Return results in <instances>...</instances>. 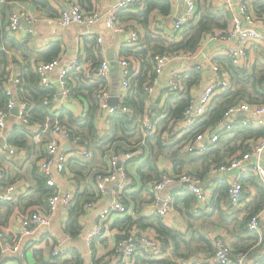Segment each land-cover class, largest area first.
Wrapping results in <instances>:
<instances>
[{"label": "crops", "instance_id": "0c3cea01", "mask_svg": "<svg viewBox=\"0 0 264 264\" xmlns=\"http://www.w3.org/2000/svg\"><path fill=\"white\" fill-rule=\"evenodd\" d=\"M76 1L77 0H49L52 9L57 16L68 9V7ZM117 1L119 0H98V5L112 6ZM256 1L258 0H253V3ZM197 3L202 7L206 5V3L212 4L211 0H197ZM175 4V15L172 14L171 16H167L172 18L173 25L175 22L174 19L179 13V0H175ZM6 5H8L7 7L9 8L7 11L8 16L17 11H23L34 17L33 21H27L23 19L27 23L32 24V27L27 28L23 25L22 29L16 33L11 32V35L15 37V40L18 44L24 43V49H11V47L9 48L10 43L8 41H6L7 45L4 44L8 50L9 56L13 58V62L9 66V71L12 74L13 80V82H10V87L13 89V91H15L17 88V80L22 75L24 68H26L30 62L32 65H36L35 63L39 60L38 56L48 50L54 43L60 42L62 48L59 58L60 64L51 73V79L55 85L61 70L63 68H67L73 59L76 58V56L83 57L86 52V45H91L92 39H95L99 46L100 53L103 58L102 60L107 59L110 61V80L109 82L107 81V86L109 84V88L111 90L110 92L112 95L114 94L112 97H117L115 94L118 91L122 79L119 61L123 59L120 58V54L122 53L123 49L129 47L126 42L129 37L128 33L130 30H126L123 34L115 33L111 30L108 32L106 31L107 22L101 18L90 27L77 24L63 26L60 23V16L58 18L57 16L52 17L45 9L37 8L35 5L29 2L13 0L8 1V4ZM109 9L110 7H97L96 11H98L102 17L105 16ZM131 13H137V11H133ZM165 18L163 16H159L158 21L161 25H164L162 27L168 28ZM161 21L165 22L162 23ZM218 31L219 30H215L214 32ZM121 36H123L124 39H120ZM100 39L102 43H99ZM237 41V39L233 40L230 38H220L216 36L208 37L201 45V49H203V51L200 53V56H197L196 53H193L196 56L195 58H187L182 62H173V65H177L179 67V70L176 71V73L181 77V86L183 87V77L188 71H190L191 65L203 64L208 60L217 62V59L220 58L228 60L229 58L225 54V49L235 46ZM140 46L141 45H139V47ZM247 53L248 62L246 63V69H249L259 76L264 75V45L258 42L250 43ZM228 61L230 62V60ZM81 65H83V63ZM115 65L118 66V69L114 70ZM219 65L222 67L221 77L227 78L235 88L244 90L247 95L252 93V87L250 83H242L241 81L232 82L230 80V73L225 70L221 64ZM242 68H244V66ZM170 73L171 72L166 68L163 76H166L168 79ZM198 73L200 74V80L191 87L192 98H199L213 79L212 70L209 66L205 67ZM161 77L155 83V89L157 88ZM167 79L163 85L159 87L155 97H149L148 109L145 113L146 115L158 116L155 111L164 106V100L167 97ZM63 97L66 96L63 95ZM63 97L58 98L62 99L63 103H66V98ZM216 99L218 102L219 99ZM247 99L244 100L243 98L242 101L245 102ZM19 103L20 102L17 101L16 107H19ZM258 104H260V102ZM54 105L56 104L54 103ZM73 106L74 109L78 111L80 110V107L77 104L74 103ZM244 115L245 114L242 112L238 113L237 115L233 116L232 120L236 124V122L238 123L243 120ZM111 117L112 114H107L106 112L100 110L96 119L97 128L100 135H106L112 132ZM142 117L143 116H141V119ZM22 124V119L19 117V115H15L12 112L6 121L4 139H8L9 136L12 135L14 129L16 127L21 128ZM251 125L256 128H264L258 124L256 119L252 121ZM53 128L48 133L47 129L42 130L38 127H33L32 135L28 137V143L25 145V147L16 149L12 146L14 153H10L9 148L5 145L6 141L4 139H0V168L2 169L3 180L9 185H14L16 187L14 201L12 202L13 205L22 202H29L37 195L35 194L36 181L33 177V170L36 166V162L39 164L40 157L44 154L46 155L47 146L53 140H56L61 144V148L68 155L67 161L71 160L75 156H78L79 158L84 157L81 152V150L84 148L90 152L92 157L90 158L95 160L92 164V169L89 175L85 180L80 181V183H78L76 175L71 169H69L68 166L67 170L63 173L58 172L56 169H53L52 171V176L56 183V186H52L55 187L54 194L60 192L62 196H64L69 192L75 193L78 188L80 189V192L87 190L88 194L84 197L83 201H86L91 197L90 194L94 191L96 176L108 168L109 157L115 152L124 153L129 151L131 147V145H128L123 141H119L110 149H108L103 156H100L96 147L93 145L88 147L86 144L80 143L81 146H73L71 140L66 136L62 134L54 136ZM226 131L227 130H225L222 125H220V127L214 131L215 134L219 135V145L216 149L220 151V158L230 154V152L223 149L226 145L224 143H227L230 138L229 132ZM67 144H70V146L68 145L66 148ZM251 144L252 145L249 151H252L257 143L253 144L252 142ZM116 147H120V149L116 150ZM146 151L147 153L149 151L148 145H146ZM231 154L232 155L230 158L236 153L231 151ZM136 155L140 154L137 153L135 156ZM135 156H133L132 160H130L124 168L127 176V187L122 193V197H127V201L124 204L127 208V212H114L110 214L107 220L103 222V233L90 243L88 238L89 230L95 228L100 223L102 211L113 204L115 200L113 195L114 183H111L107 186L106 192L102 193L99 199H92L94 202L92 208H87V204H85V212L79 218V223L81 226L80 231H82V234L79 232V234L76 236L71 235L66 230V225L70 218V209L66 207L63 200L59 202L57 211L52 217L51 223L48 226H38L36 230L39 229V231L35 230L32 235H28L27 237L22 234V230L20 229V216L30 215V212L28 211V213L22 214L18 211H15L12 215L8 216V207L11 204H0L2 205L0 206V220L4 222V225H0V231H6L14 243L20 245L21 252L24 256L21 257L19 253L13 252L11 254L5 255L3 249L0 248V264H123L120 256L115 252V249L118 241L124 237H128L129 232L132 231L135 226L139 227L142 231L141 233H137V236L135 237L136 242L139 240V237L145 233L153 239H158L162 244V241L157 236L156 230L158 223V216L155 215V211L158 207L156 204L157 195L152 189V183L149 182L145 184L140 177L139 169L141 164L144 162V158L134 159ZM103 157H107V159H102ZM84 158L89 159V157ZM203 161V159H201V162L187 161L184 164V167L186 170H196L199 168L202 171L204 168ZM261 161L264 162V153ZM256 163L257 162L252 159V161L249 162V165ZM157 164L159 166V170L162 171V176L165 174H173L177 169L175 163L172 162L168 157H162ZM74 170H77V168ZM238 173L239 170L237 169L225 172L223 175H214L210 173L208 175L210 178L206 177V179H203L206 200L198 202L196 199L197 202L194 216L187 218L181 211L173 207L171 213L166 218L162 219V222L167 227L182 233L187 238L190 237L192 230L196 231V233L199 232L208 236L210 240H212V243L214 242L215 235H223L227 242L234 249L242 253V250L248 249V245L252 239L250 238L249 233H246L241 229V224L243 223L245 214H247L251 209L250 204L255 200L257 196V190L252 187L248 192L246 191V194H248L247 197L244 199L242 198L238 205H232L229 201V198L224 197L223 191L220 188L221 183L223 182L229 184L230 186L231 182ZM118 183L119 182H116V184ZM177 185V183L170 184L165 192H172V190L177 191ZM175 194L181 196L184 194V192L183 190H178ZM217 197H221L222 199L220 206H212L213 199ZM50 199L51 197H49V200ZM37 207L40 208V212L42 213L49 211V207L45 211L42 210L40 206L37 205ZM30 209H33L34 211L33 206ZM126 221L131 222L132 225L129 228L130 230L127 232V229L124 228ZM213 225L215 227H213ZM125 233L126 235L121 237V235ZM259 234L261 236V241L254 245L253 248H249V250L243 254H246L248 256L247 258L251 261L257 264H262L261 261L264 259V243L262 246H260L262 238L264 240V225L262 224L261 232ZM194 244L197 245L198 243ZM56 246L66 250V254L53 256L52 251ZM137 255H143L144 257H154L155 259L173 258L177 260L174 253L173 243L167 246L163 244V248H161L160 253L156 257L150 255L149 250L144 247L139 248ZM213 255L214 254L202 251L192 255L190 258L179 259H182L180 262L183 264H213Z\"/></svg>", "mask_w": 264, "mask_h": 264}, {"label": "trees", "instance_id": "16d2710c", "mask_svg": "<svg viewBox=\"0 0 264 264\" xmlns=\"http://www.w3.org/2000/svg\"><path fill=\"white\" fill-rule=\"evenodd\" d=\"M8 1L13 0H5L0 3V110L7 107L10 99L7 90L9 89L8 80L12 78L9 66L13 62V58L9 56L4 44L7 45L6 41H8L10 43L9 48L11 47V49L16 50L24 49V43L18 44L8 29L10 16L7 15L9 8L6 4H8ZM19 1L29 2L37 8H43L52 17L57 16L49 0ZM77 2L85 12L92 13L97 10L98 0H77ZM173 5H176L175 0H142V5L138 4L135 8L119 15V23L126 30L136 29L139 32H144L146 25L150 24L151 26L147 28V40L141 38L140 47L139 45L136 47H126L120 54V58L129 62L131 71L129 77L131 86L126 99L129 110L124 112L119 109L112 114V132L110 134L100 135L97 128L96 119L100 112L98 94L99 91L107 88V81L96 76L97 69L101 65L103 58L95 39H92L91 45H86L85 55L83 57L79 56L83 65L71 70L67 76L70 92L68 96L63 97L66 98V103H63V100L58 98V86L51 84L49 87H45L41 84L39 74L37 73V66L41 62L49 63L59 60L62 48L60 42H57L38 56L39 60L35 63L36 65H32L30 62L17 80V88L19 90L17 101L27 103L25 117L28 123L22 120V127L14 129L12 135L7 139V143L16 149L23 148L28 143V137L32 135L33 127H38L42 130L47 129L49 133L56 124H60L66 127L71 138L81 139L80 143L86 144L88 147H91V145L95 146L100 156H103L108 149L119 141L131 145V147L139 145L143 139L140 122L141 116L147 112L149 101V95L145 91V86L152 80L155 56L173 52L196 53L201 49L205 36L213 33L215 30L228 28L226 10L219 9L211 3H206L203 7L198 4L196 17L184 28L179 31L169 32L168 28L162 27L164 25L159 23L158 17L163 16L165 18L171 16L175 10ZM253 6L257 9H264V2L258 0L253 3ZM133 11H137V13H131ZM59 16L61 14L57 18ZM210 24L214 26V30L209 28ZM169 35L173 36L174 39L169 40ZM228 60L220 58L217 59V62L230 73V80L232 82L241 81L242 83H250L252 93L247 95L244 90L237 89L232 85L231 89L221 96L215 97L200 123L190 128L179 130L178 123L183 119L184 112L192 101L191 87L200 80L198 71L195 69L188 71L183 77V87L173 92H167L164 106L155 111L159 120L156 124V132L146 139V144L149 147L148 153L146 152V154L134 157V159L144 158V162L139 169L143 183H154L162 179L164 175L162 176V171L159 170L157 164L162 157H168L175 163L177 169L173 174L177 179L178 176L184 173L195 174L202 177V179H206V177L210 178L208 175L211 168L227 163L232 158H230L233 154H231V151H234V153L240 152L241 148L239 145H244L250 150L251 143H257L264 135V128H256L251 124L245 125L240 121L236 122L233 129L226 131L229 132L230 138L227 143H224L226 145L223 149L230 152V154L220 158V151L216 149L219 145L218 141L211 145L210 150L204 154L193 153L187 150L189 142L198 134L206 133L208 130L213 132L217 130L224 120V114L227 109L240 103L243 98L245 100L248 97L245 102L250 105H261L264 103V75H257L246 69L247 66L244 68L235 67ZM216 98L219 99L218 102ZM45 101L49 103L45 104ZM259 102L260 104H258ZM74 103L80 107L79 111L74 109ZM116 148V150L120 149V147ZM132 151L134 152L136 149ZM44 156L45 154L39 160ZM91 158L85 159L84 157L79 158L75 156L67 161V166L76 175L78 183L85 180L89 175L92 164L95 161ZM201 159L204 160L202 171L199 168L196 170L185 169L184 164L187 161L201 162ZM76 168L77 170H74ZM33 177L36 181L35 194L37 195L29 202H22L16 205H13L12 202H0V204H11L8 207V216L12 215L15 211L22 214L28 213L29 209L33 206L31 202L37 199L41 201V204H38V206L42 210L48 209L49 197H52L55 193V187L47 184V177L41 171L38 162H36L33 170ZM175 183L178 184L177 189L183 190L184 194L181 196L175 194L178 190L170 192L175 196L173 207L181 211L187 218H191L194 216V211L196 210V196L193 192L185 189L178 181ZM252 187L257 190V196L250 204L251 209L245 214L243 223L241 224V229L249 233L252 241H250L248 249L242 250V253L248 251L249 248H253L254 245L261 241L260 234L252 231L248 223L254 215L264 209V182L261 181L257 174L250 171L243 178V199L248 196L246 191L248 192ZM220 188L223 191L224 197L229 198L230 201V197L228 196L229 184L223 182ZM74 194L75 198L73 199V203L71 202L70 218L66 225V230L71 235L76 236L81 230L79 218L85 212V204L95 197L97 191L94 187V191L90 194L91 197L86 201H83V199L88 194L87 190L80 192L78 188ZM126 201L127 197H123L122 203L125 204ZM221 202V197L214 198L212 206L217 205L219 207ZM34 211L32 210V212ZM0 225H4V222L1 220ZM130 226H132L131 222L126 221L124 227L127 229L126 232L130 230ZM213 227L215 226L213 225ZM156 230L157 236L162 241L161 248H163V244L167 246L173 243L177 260L173 258L155 259L154 257L136 255L133 258V264H179L182 261L179 258H190L192 255L202 251L211 254L215 252L214 244L208 236L192 230L190 237L187 238L182 233L167 227L159 216ZM125 235L126 233L121 235V237ZM194 243L198 244L195 245ZM263 243L264 240L262 238L260 246ZM261 262L264 264V259Z\"/></svg>", "mask_w": 264, "mask_h": 264}, {"label": "built area", "instance_id": "2783aa9c", "mask_svg": "<svg viewBox=\"0 0 264 264\" xmlns=\"http://www.w3.org/2000/svg\"><path fill=\"white\" fill-rule=\"evenodd\" d=\"M5 0H0V3ZM184 4L183 12L180 18L175 20L174 25H176V30L179 31L184 28L192 19L196 17L197 14V0H182ZM212 4L219 8L224 9V4L227 0H211ZM138 4L142 5V0H119L114 3L110 9L107 11L105 16L107 19L108 28L119 34H123L126 29L119 23V15L125 11L131 10L135 8ZM103 15V14H102ZM33 16L23 12L17 11L10 15L9 17V31L16 33L23 27V19L27 21H33ZM101 18V14L98 11H94L92 13L85 12L79 3L76 1L72 3L68 9L63 11L60 16V23L63 26H68L71 24L77 25H86L92 26ZM228 29V28H227ZM227 29L219 30L218 32H213L205 36L203 42L208 37H220V38H230L232 39V33L227 31ZM133 33L139 32L134 29H129ZM235 39H237V43L233 47H229L225 49V54L230 59L231 63L235 67L242 68L245 67L248 62V46L250 43L258 42L264 45V36H253L251 33L242 34L237 32L235 35ZM202 42V43H203ZM101 42V39L99 40ZM141 38L128 37L126 44L129 47H135L140 45ZM195 58L196 56L190 53L184 52H173V53H165L158 54L155 56L154 60V71L152 80L145 86V91L149 95L152 91L155 90V83L159 80V78L166 71L165 65H169L176 61H184L187 58ZM60 64L59 60H54L49 63H41L37 66V73L39 74L41 84L45 87H49L51 84H54L51 79V73L58 67ZM81 66V59L79 56L73 59V61L69 64L67 68H63L59 74L57 81L58 92L62 93L64 96H68L70 89L69 83L67 80V76L69 72L77 67ZM209 66L212 70V74L215 75V79L207 86L204 93L199 98H191L192 101L188 108L185 110L183 119L178 123L179 130L190 128L201 122L203 116L207 112L209 106L215 97L221 96L223 93L231 89L232 84L227 78L221 77V66L213 61L208 60L203 64H195L190 66V70L201 71L205 67ZM119 67L121 69L122 79L120 82V86L118 88L117 93L115 94L118 97V105H112L110 100L112 98V93L110 92L109 84L107 88L99 91L98 97L100 100V110L106 112L107 114H114L117 110L121 109L122 111H128V106L126 104L127 93L130 89V67L129 62L127 60H120ZM111 64L110 61L104 59L101 65L97 69L96 76L101 78L102 80L108 81L110 80V69ZM187 68V67H186ZM10 82H13L12 78L8 80L9 89L7 90V94L10 99L5 109L0 110V139H4L5 129H6V121L9 115L13 112L14 108L17 105V98L19 94L18 88L13 91L10 87ZM126 83V87H125ZM181 86V77L176 73V71H172L167 79L166 90L167 92H173L180 89ZM49 103L45 101V104ZM27 108L26 102L19 103V117L25 122L28 123V120L25 117V110ZM245 114L242 120L243 124H251L253 120H257L260 126L264 127V104L262 105H249L245 102H240L236 105H233L227 109L224 114V120L222 122V126L225 130L229 131L234 127L233 116L238 113ZM147 120L148 123L145 124L144 120ZM159 120L158 116H150L144 114L141 119L142 133L143 139L139 145L130 147L129 151L124 153L115 152L109 157L108 168L103 172L97 174V182L94 187L97 191L94 199H99L102 193H105L107 190V186L111 183H114L113 195L115 200L113 204L109 207L105 208L100 216V223L93 229L89 230L88 238L89 243L100 236L103 229V222H105L108 216L114 212L126 213L127 208L122 203V193L127 187V176L125 173V166L127 163L135 156V154L139 153L140 155L146 153V139L147 137L153 135L156 132V124ZM54 136H58L60 134L66 136L71 140L73 146H81L80 139L71 138L68 130L65 126L56 124L53 128ZM7 139V138H6ZM4 139L6 142L7 140ZM219 139V135L215 134L213 131L208 130L206 133L198 134L193 140H191L187 146V150L193 153L204 154L210 150L211 145L216 143ZM195 141H199L198 145L195 144ZM5 142V145L9 148L10 153H14V150L11 145ZM264 146V135L259 139L257 144L254 146L253 150L256 152H260L261 159L263 153L261 151V147ZM61 144L56 140L50 142L46 149V155L43 159L40 160L39 165L41 171L46 175L47 184L50 186H56L55 180L52 176L53 169H56L58 172H65L67 170V160L68 155L61 148ZM136 149V151H132ZM252 150V151H253ZM249 152H245L244 156L241 159H245V163L243 165L239 164L236 159L232 158L225 164H221L218 166H214L211 168L210 173L214 175H223L225 172L231 170H239V173L235 176L233 181L230 184L229 188V196L230 203L232 205H238L243 196V178L245 174L249 171L257 174L261 181L264 182V162L256 163L249 165V162L252 161L251 155ZM84 157H91L90 152L87 149L81 150ZM114 161V163H113ZM49 181H54L49 183ZM179 182L185 189L193 192L196 196L198 202H202L206 200V195L203 186V179L195 174L184 173L178 176V179L174 174H165L160 181L152 183V189L155 191L157 195L156 204L158 205L155 215L161 217L162 219L166 218L171 211L173 210V202L174 196L170 192H165L167 187L170 184L175 182ZM116 182H119L116 184ZM239 187V190L237 188ZM11 189V191H8ZM16 187L14 185L6 184L3 180L2 169L0 168V202H13L15 197ZM75 198L74 193L69 192L66 195L62 196L60 192L54 194L49 200V211L46 213L42 212H33L31 213V220H29V215H21L20 216V229L22 227V234L24 232H28L29 235H32L36 228L41 225L48 226L51 223L54 212L57 211V206L60 201H64L66 207L70 209L71 202ZM66 201V202H65ZM94 205L93 200L87 203V208H92ZM119 205V206H117ZM38 217H43L42 219H38ZM264 219V209L258 214L254 215L248 223L249 228L252 231H256L258 233L261 232V222ZM139 227L135 226V228L129 232L128 237H124L120 239L117 243L115 252L120 256L123 264H133V258L137 255L140 247H144L149 250V254L152 256H157L161 251V242L158 239H153L146 235L145 233L139 237V240L136 242L135 237L137 233H141ZM82 234V231H80ZM7 240L9 242V247L14 249L13 253H19L21 257L23 253L21 252V248L19 244L14 243L12 238L5 232L0 231V244L3 241ZM214 246L215 252L212 256L213 264H227V261H231V264H257L250 259H248L246 254L239 253L236 249H234L225 239L223 235H215L214 236ZM2 248V247H0ZM3 249V248H2ZM227 250V251H226ZM59 254H66V250L61 249L59 247H55L52 251V255L56 256ZM226 257V259H224ZM179 264H183L179 262Z\"/></svg>", "mask_w": 264, "mask_h": 264}, {"label": "clouds", "instance_id": "9594fccd", "mask_svg": "<svg viewBox=\"0 0 264 264\" xmlns=\"http://www.w3.org/2000/svg\"><path fill=\"white\" fill-rule=\"evenodd\" d=\"M264 2V0H262ZM97 7H111L110 5H97ZM173 8H176V5H173ZM224 8L226 10L227 14V22H228V29L227 31L232 33V39H235V35L237 32L242 33V34H248L251 33L253 36H264V9H257L254 8L253 6V0H227V2L224 4ZM173 15H175V12H173ZM101 19H104L105 22H107L108 17L107 16H102ZM166 22L168 24V29L169 32H174L176 30V25L172 24V18L167 17L165 18ZM162 23L165 21H161ZM151 25L148 24L146 25V28L144 32H136L133 33L131 30L129 31L128 35L130 37L134 38H143L147 40V28H149ZM209 28L214 30V26L211 24L209 25ZM169 40L174 39L173 36L169 35ZM120 39H124L123 36L120 37ZM203 51V49H199L196 52L197 56H200V53ZM203 58V57H202ZM165 68H167L170 72L172 71H178L179 67L177 65L170 64L165 65ZM215 79V75L212 77ZM167 77L163 76L161 77V80L158 82L157 88L149 93L150 98H154L159 87L163 85V83L166 81ZM125 83V87H126ZM243 103V101H241ZM144 123L147 124L148 121L145 119ZM200 142L195 141V144L198 145ZM241 148V151L239 153H236L233 155V159H236L239 164L243 165L245 163V159H241V157L244 156V152L249 151L248 147H245L244 145H239ZM261 151L264 152V146L261 147ZM251 158L255 160L258 164L261 163V155L260 152L252 151L250 153ZM102 159H107V157H103ZM114 163V161H113ZM54 181H49V183H52ZM23 190V189H21ZM239 190V187L237 188ZM8 191H11V189H8ZM66 202V201H65ZM33 204V208L35 209L36 212H40V208L37 207L38 204H41V201L38 199L35 201L31 202ZM119 206V205H117ZM33 209H29V212L31 213ZM55 214L53 210V215ZM43 217H38V219H42ZM29 220H31V215H29ZM23 226H21L22 229ZM36 231H39L37 229ZM25 237H27L29 234L28 232H24ZM5 236H6V231H5ZM0 247L3 248V252L5 255L11 254L15 250L9 247V242L7 240L3 241L2 244H0ZM227 251V250H226ZM226 259V257H224ZM227 264H231V261H227Z\"/></svg>", "mask_w": 264, "mask_h": 264}, {"label": "water", "instance_id": "95a60500", "mask_svg": "<svg viewBox=\"0 0 264 264\" xmlns=\"http://www.w3.org/2000/svg\"><path fill=\"white\" fill-rule=\"evenodd\" d=\"M179 3H180V6H179V13L177 14V16L175 17L174 20H177L178 18H180V16L182 15V12H183V8H184L183 1H182V0H179ZM23 25H24V27H27V28L32 27V24H29V23H27V22L24 21V20H23ZM106 31H108V32L110 31V29L108 28V26H107V30H106ZM115 69H118V66H117V65H115L114 70H115ZM58 85H59V82L57 81V82L55 83V86H58ZM58 97H59V98H62V97H63L62 93H60V94L58 95ZM110 103H111L112 105H118V99H117V97H112L111 100H110ZM13 113H14L15 115H19V107H15L14 110H13ZM68 145L70 146V144H67V145H66V148L68 147ZM63 148H64V147H63ZM261 224L264 225V220H262Z\"/></svg>", "mask_w": 264, "mask_h": 264}, {"label": "bare ground", "instance_id": "6f19581e", "mask_svg": "<svg viewBox=\"0 0 264 264\" xmlns=\"http://www.w3.org/2000/svg\"><path fill=\"white\" fill-rule=\"evenodd\" d=\"M95 182H97V179L95 180Z\"/></svg>", "mask_w": 264, "mask_h": 264}]
</instances>
